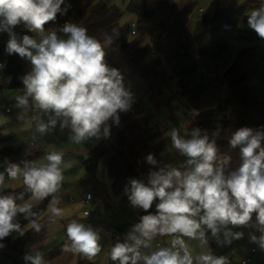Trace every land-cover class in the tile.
<instances>
[{"label":"clouds","instance_id":"clouds-1","mask_svg":"<svg viewBox=\"0 0 264 264\" xmlns=\"http://www.w3.org/2000/svg\"><path fill=\"white\" fill-rule=\"evenodd\" d=\"M70 7L66 0H0V32L9 36L6 52L31 64L22 77L23 94L16 96L18 120H28L30 111L45 114L47 120L40 115L30 118L35 133L44 136L57 126L69 128L70 140L84 144L107 138L109 121L118 125L120 113L131 109L134 98L121 72L105 60V49L118 34L106 32L101 42L71 22L60 29L63 35L46 32L45 25ZM21 24L35 37L18 36L14 29ZM247 24L264 39V0L250 12ZM4 123L0 120V125ZM167 135L171 148L186 159L182 166L169 164L150 171L147 182L129 180L124 190L128 200L147 214L140 216L123 241L118 238L111 246L110 260L114 264H228L226 256L213 254L209 239L230 245L243 238V232H234L229 225L256 228L261 234L250 235V240L264 249V130L241 127L231 134L229 148L238 149L236 167H232V155L221 154L219 129L210 134L193 129L182 135L180 129L171 128ZM64 158L65 152L52 146L43 160L25 161L23 167L5 161L7 180H22L24 191H6L9 185L0 173V241L12 232L20 236L28 231L39 233L46 224L56 225L65 216L59 206L64 193ZM146 161L158 165L151 153ZM25 192L30 194L29 201H25ZM44 200H48L46 213L35 211ZM154 203L156 210L151 212ZM45 215L46 222H42ZM19 216L28 220L26 226L21 227ZM65 231L63 252L88 260L101 252V236L92 225L69 218ZM157 237H169L170 243L154 246ZM185 238L198 241L201 251L193 255ZM24 261L49 264L39 250L26 254Z\"/></svg>","mask_w":264,"mask_h":264},{"label":"trees","instance_id":"trees-1","mask_svg":"<svg viewBox=\"0 0 264 264\" xmlns=\"http://www.w3.org/2000/svg\"><path fill=\"white\" fill-rule=\"evenodd\" d=\"M259 0H216L215 11L202 16L197 21L196 32L190 31L191 16L198 6V0H129L128 13L134 16L137 33L131 34V23L122 21L123 12L106 0H66L71 7L65 15H57L54 21L45 25V30L60 29L66 23H76L87 29L88 34L103 42V34H118L114 43L106 48L121 59L125 67L138 75L147 85V94L155 107L170 104L177 93L172 85L177 78L181 93L187 95L186 110L191 112L190 129L201 132L219 129L217 140L221 154L232 155V167L239 163L238 149L229 148L228 139L241 127L264 130V103L257 102L246 85L247 77L256 69V62L248 64L249 57L255 56L258 45L242 48L232 66L223 74L219 70L234 43L238 40L259 37L255 31L242 27L247 20L248 9ZM14 31L18 36L27 29L23 24ZM190 36L195 40L193 43ZM9 36L0 32V62L5 73L10 74L9 88H17L23 93L22 77L27 74L26 64L18 54L9 55L6 46ZM151 51L158 53L152 56ZM198 52L200 58L194 57ZM105 60L109 61L107 56ZM140 100L132 103L131 109L120 113L118 125L109 121L110 131L102 138L98 147L79 157L86 174L96 178L98 163L104 166L112 178L115 192L121 195L123 205L130 202L125 194L126 186L132 178L147 182L150 171L165 166L166 156L162 154L163 144L151 137L161 130L150 114L139 111ZM264 144V142H262ZM45 149L27 138L15 139L0 127V173L5 174L8 163L23 167L25 161L38 160ZM153 154L157 166L147 163L146 156ZM10 193L24 191V186L8 187ZM30 194L25 192V201ZM106 184L96 180L92 202L96 205L109 203ZM21 201H17L20 203ZM48 200L40 202L35 211L46 213ZM149 211L153 212L152 209ZM142 210L141 216L145 215ZM46 222V215L41 218ZM21 227L28 224L23 216L18 217ZM49 227L39 233L28 231L24 236L12 232L0 241V264H25L24 256L41 251L50 262L63 253L62 246L45 252L49 239ZM76 264H96L79 257Z\"/></svg>","mask_w":264,"mask_h":264},{"label":"rangeland","instance_id":"rangeland-1","mask_svg":"<svg viewBox=\"0 0 264 264\" xmlns=\"http://www.w3.org/2000/svg\"><path fill=\"white\" fill-rule=\"evenodd\" d=\"M92 1L97 2L99 0ZM106 1L108 4L117 5L122 10L124 13L122 21H134L136 23L134 16L127 11L129 0ZM261 2L262 0H259L257 4L250 7L248 9V15H250V12L254 8L259 7ZM215 3L216 0H198L197 7L202 6L204 12L198 13L195 11L191 16V23L189 26L191 32H196L197 21L202 16H211L214 13ZM242 27L254 31L248 27L247 20L242 23ZM49 31H56V29L53 28ZM25 34L35 37V34L29 31ZM22 36L23 35L20 37ZM250 45H258L259 50L255 56L249 57L246 61L248 64H251L254 61L256 62V69L247 77L246 85L250 89L253 98L259 103H264V39L256 37L249 40L236 41L233 49L226 56L219 70V74L223 75L232 66L240 50ZM105 53V56H107L109 60H106L107 64L110 67L117 68L121 72L125 86L133 93L134 101L140 100L138 110L150 114V118L160 125L161 130L156 132L151 137V140L163 144L162 154L167 157L164 164H171L177 167L182 166L186 158L171 148L170 138L167 135L171 128L180 129L182 135L192 131V129L189 128L191 112L186 110L187 95L181 93L177 78H175L172 85V90L177 93L176 97L170 104H161L159 107H155L152 99L146 92V83L133 71L127 69L120 58L109 51L105 50ZM23 62L26 64V71L28 73L31 70V64L26 59H23ZM0 72L3 76V78L0 79V120H6V123L0 125V127L3 128V131L14 135L15 139L27 138L43 147L45 153L38 160H43V157L52 149V146H54L56 150H62L65 152V163L62 165L64 169V193L61 204L59 205L64 209L65 216L63 218H58L56 225H50L49 239L45 245L44 251L48 252L62 246L66 239L65 229L69 222V218L76 219L81 223L92 225L99 231L101 236V252L89 261L96 264H114V262L110 260L108 254L111 246L118 238L113 232H107V230H109V227L113 230L118 229L121 234L119 239L123 241L125 234L130 231L134 224L139 222L142 209L133 207L130 202L125 205L122 204L121 195L115 192L112 178L109 176L102 160L98 163L96 178L86 174L79 157L94 151L98 147L101 139L99 141L93 139L84 144H76L70 140V137L73 135L71 129L65 128L61 130L59 126H57L53 132L44 136L35 133L34 123L30 118L35 115L36 118L39 119L40 115L42 119L47 120V115L30 111L28 120H18L17 117L20 109L17 107L16 96L22 95L23 93L17 88H9L11 76L10 74L5 73L3 67L0 68ZM7 107L10 108V112L6 111ZM96 180L102 181L106 184L110 201L107 204L100 205H96L92 202L89 206L92 212V218L89 219L87 216H84V210L86 207L82 199L87 192H94ZM6 183H8L11 188H17L23 185L22 180L6 181ZM29 200L30 198L26 201ZM155 210L154 203L152 211L155 212ZM253 221H255V214H253ZM229 227L234 232H243V238L233 240L230 245H223L218 243L216 239L210 237L209 247L213 254L217 256H226L228 258V264H242V261L251 255V248L255 247L258 254L253 256L248 264H264V249H261L258 244L250 240V235L254 234L259 237L261 233L254 227L231 225H229ZM17 235L19 236L18 233ZM185 239L187 241V238ZM222 239L223 236H221V240ZM158 240L170 243L169 237H157L156 241H154V246ZM187 242L190 243L192 247L193 255H196L201 251L198 241ZM79 257L82 256L71 252H63L60 257L56 258L49 264H76Z\"/></svg>","mask_w":264,"mask_h":264},{"label":"built area","instance_id":"built-area-1","mask_svg":"<svg viewBox=\"0 0 264 264\" xmlns=\"http://www.w3.org/2000/svg\"><path fill=\"white\" fill-rule=\"evenodd\" d=\"M195 11H197L198 13H203L204 12V8L201 6H199V7H197L196 8V10ZM131 28H132V32H131V34L132 35H135L136 33H137V28H136V23L133 21L132 23H131ZM190 39L192 40V42L194 43L195 42V40L192 38V36H190ZM151 55L152 56H157L158 55V53L157 52H155V51H151ZM194 57H196V58H200V54L198 53V52H195L194 53ZM0 65H2V67H3V63L2 62H0ZM2 67H0V68H2ZM1 78H3V76H2V73L0 72V79ZM6 111L7 112H10L11 110H10V108L9 107H7V109H6ZM83 202L85 203V210H84V213L85 212H88V215H87V217L89 218V219H91L92 218V212H91V210H90V205H91V201H92V193L91 192H87L86 194H85V196L83 197ZM113 229L111 228V227H109V230H107V232H113L114 233V235H116V237L117 238H119V237H121V234H120V232H119V230L118 229H115V230H113ZM168 243L167 242H163V241H160V240H158L156 243H155V246H165V245H167ZM250 256L247 258V259H245V260H243L242 261V264H248L249 262H250V260H251V258L253 257V256H255V255H257L258 254V251H257V249L255 248V247H253V248H251V250H250ZM263 254H264V251H263Z\"/></svg>","mask_w":264,"mask_h":264}]
</instances>
